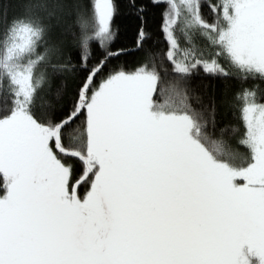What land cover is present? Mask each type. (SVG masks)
Wrapping results in <instances>:
<instances>
[{"label":"snow or ice","instance_id":"6c2138e0","mask_svg":"<svg viewBox=\"0 0 264 264\" xmlns=\"http://www.w3.org/2000/svg\"><path fill=\"white\" fill-rule=\"evenodd\" d=\"M4 2L0 264H264V93L234 94L236 146L188 95L200 71L264 83V0H150L163 86L151 51L131 72H105L126 54L113 48L117 0H10L12 16ZM128 6L141 50L145 9ZM69 36L84 75L70 105L42 111L41 93L71 66Z\"/></svg>","mask_w":264,"mask_h":264},{"label":"trees","instance_id":"16d2710c","mask_svg":"<svg viewBox=\"0 0 264 264\" xmlns=\"http://www.w3.org/2000/svg\"><path fill=\"white\" fill-rule=\"evenodd\" d=\"M140 4L144 6L145 14V30L149 33L150 38L145 42L144 48L136 50L134 41L136 39L137 21L135 13L129 8L128 0H117L118 10L113 22V29L118 31L116 42L113 45L114 49H125L124 55L114 58L109 61L105 72H112L117 70H124L131 72L135 70L137 65L145 58V52L151 51L156 56V62L159 65V71L162 75L161 84H168L171 82V77H165V72H170V66L167 65L166 60H162V54L167 51V44L165 43L160 31V9L150 3V0H139ZM4 8L7 9L8 15L17 14V5L10 0H5ZM205 11H207L205 9ZM207 18V17H206ZM65 25H70L73 31H76L75 17H67L64 20ZM93 59L91 63H95L99 52L93 45ZM78 49L74 45V41L70 36L66 38V49L64 59L71 60V66L68 72L61 73L60 78L55 79L50 86V91L46 88L45 92L41 93V98L38 100V105H43L51 102L55 111L66 105H70L74 98L77 86L80 83L84 73L80 71L75 53ZM71 67H75L76 71H72ZM259 85L258 94L264 93V83L251 79L245 81L242 78H215L206 76L202 71L197 72L191 79L188 89V95L191 98L192 106L197 112H202L206 118L211 122L213 113L215 124L217 126V133L221 129H226L225 138L230 140L233 146L238 143V136L232 133L233 128L239 127L237 106L233 100L235 93L244 88H253ZM59 92V95L57 93ZM198 100L202 102L198 103ZM83 119V118H81ZM80 121H77L79 124ZM244 151L242 147L239 149ZM83 191V189H81Z\"/></svg>","mask_w":264,"mask_h":264},{"label":"rangeland","instance_id":"374dc122","mask_svg":"<svg viewBox=\"0 0 264 264\" xmlns=\"http://www.w3.org/2000/svg\"><path fill=\"white\" fill-rule=\"evenodd\" d=\"M177 35L180 37V42L183 45L184 44V38H183L182 34L178 31ZM197 42L200 43L199 38H197Z\"/></svg>","mask_w":264,"mask_h":264}]
</instances>
